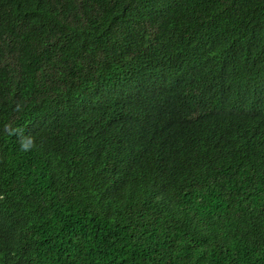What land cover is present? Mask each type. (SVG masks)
<instances>
[{"label": "trees", "instance_id": "1", "mask_svg": "<svg viewBox=\"0 0 264 264\" xmlns=\"http://www.w3.org/2000/svg\"><path fill=\"white\" fill-rule=\"evenodd\" d=\"M0 264H264V0H0Z\"/></svg>", "mask_w": 264, "mask_h": 264}]
</instances>
